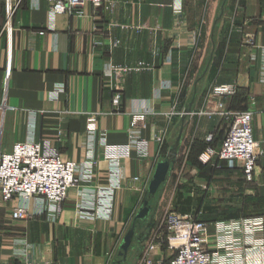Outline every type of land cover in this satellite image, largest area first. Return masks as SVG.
Returning a JSON list of instances; mask_svg holds the SVG:
<instances>
[{"label":"crops","instance_id":"crops-1","mask_svg":"<svg viewBox=\"0 0 264 264\" xmlns=\"http://www.w3.org/2000/svg\"><path fill=\"white\" fill-rule=\"evenodd\" d=\"M56 20V29L47 31L46 0H19L9 42L0 0L1 152L10 154L32 132L35 141H49L64 161L81 163L92 139V185L102 186L98 208L77 218L71 194L51 223L33 209L25 219L13 218L17 202L0 200V264H139L145 255L165 264L167 246L155 235L164 202L182 215L202 214L213 251L216 223L264 217V161L251 183L240 165L229 169L199 161L207 147L219 148L229 115L240 111L252 113L253 138L264 150V0H103L99 8L85 4ZM139 63L147 67L127 73L121 107L115 110L108 66ZM217 85L238 89L221 99L220 109L209 101ZM188 109L191 114L185 116ZM137 111L144 114L133 115ZM90 117L96 120L93 138L87 130ZM181 126L177 155L150 198L149 215L135 222L123 261L119 245ZM104 140L140 144L130 159L108 164L102 160ZM240 237L235 263L264 261L259 241L264 243V233L252 241L243 233Z\"/></svg>","mask_w":264,"mask_h":264},{"label":"built area","instance_id":"built-area-1","mask_svg":"<svg viewBox=\"0 0 264 264\" xmlns=\"http://www.w3.org/2000/svg\"><path fill=\"white\" fill-rule=\"evenodd\" d=\"M19 0H4L5 24L3 32L9 42L12 39L11 27L13 13ZM48 23L47 31L56 29V19L62 15H73L85 4L93 8L103 6V0H46ZM145 64L136 67L108 66L113 75L111 104L115 110L120 109L124 89L125 76L132 71L145 69ZM234 85H217L210 92L211 105L221 108V99L237 94ZM3 110V109H2ZM148 112V111H144ZM142 111L133 115H143ZM226 115V114H224ZM229 128L218 149L207 147L199 161L204 165L217 167L224 163L229 169L240 165L247 183L253 182L254 171L261 161H264V150L254 140L252 133V113L240 111L229 115ZM95 118L88 119V134L90 138L95 132ZM34 129L33 120L29 124ZM139 128V129H138ZM141 127L135 130H141ZM212 141V136L207 137ZM140 142L132 147L129 143L123 145H101L103 162L123 161L132 157V152ZM86 148L85 158L81 163L64 161L60 153L51 146L49 141L42 143L34 140L32 132L23 142L14 144L10 154L1 152L0 139V200L3 203L15 200L12 217L25 219L31 212L46 218L48 222H56L65 205L73 194V210L77 216L82 213H93L97 210V192L100 185H92L95 181L96 160L92 150V139ZM109 174V171H108ZM132 182H138L133 178ZM110 186V181L106 185ZM105 187V186H104ZM216 251L209 248V225L200 220L197 214H179L168 212L156 231V238L165 244L168 257L165 264H236L235 250H240V234H245L248 241L264 233V217L242 219L239 222L228 220L214 225ZM260 246L264 247L262 239ZM250 243V242H249ZM227 249L225 254L217 251ZM152 249V248H150ZM226 251V250H225ZM264 264V261L260 262ZM259 263V264H260ZM139 264H164L162 259L153 261L145 255Z\"/></svg>","mask_w":264,"mask_h":264},{"label":"water","instance_id":"water-1","mask_svg":"<svg viewBox=\"0 0 264 264\" xmlns=\"http://www.w3.org/2000/svg\"><path fill=\"white\" fill-rule=\"evenodd\" d=\"M189 114H191L190 109L186 110L184 113L185 116ZM182 131H183V126L180 127L179 132L168 151L167 159L165 161L159 162L156 165L154 174L152 176V180L150 181L148 185V197L143 202L142 206L139 208L138 212L136 213L134 217L133 225L127 231L126 235L124 236V238L122 239V242L119 245L118 256L123 261L126 259L128 248L131 245V242L135 234V222L144 221L147 218V216L150 213V208H149L150 198H153L155 196L159 187L165 182L167 173L169 171L170 162L174 160L177 155V149L181 143Z\"/></svg>","mask_w":264,"mask_h":264},{"label":"rangeland","instance_id":"rangeland-1","mask_svg":"<svg viewBox=\"0 0 264 264\" xmlns=\"http://www.w3.org/2000/svg\"><path fill=\"white\" fill-rule=\"evenodd\" d=\"M175 137H173L172 143L174 141ZM167 202L161 203V205L158 208V215H161V219H164V216L170 212V211H175L174 208H172L171 206H166ZM155 206V204H153V207ZM200 220H204V216L201 214L198 217Z\"/></svg>","mask_w":264,"mask_h":264},{"label":"trees","instance_id":"trees-1","mask_svg":"<svg viewBox=\"0 0 264 264\" xmlns=\"http://www.w3.org/2000/svg\"><path fill=\"white\" fill-rule=\"evenodd\" d=\"M179 210L182 212V211H185L186 209L182 208V207H179Z\"/></svg>","mask_w":264,"mask_h":264}]
</instances>
